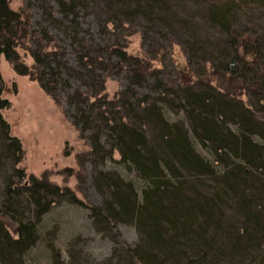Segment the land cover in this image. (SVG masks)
Here are the masks:
<instances>
[{
  "label": "trees",
  "instance_id": "1",
  "mask_svg": "<svg viewBox=\"0 0 264 264\" xmlns=\"http://www.w3.org/2000/svg\"><path fill=\"white\" fill-rule=\"evenodd\" d=\"M177 1L56 0L58 20L51 5H41L44 22L56 28L66 22L65 33L78 42L76 68L87 81L73 89L56 59L64 49L46 27L37 22L32 28L8 0H0V59L16 75L38 81L55 103V89L67 90L72 125L88 140L78 162L113 164L95 169L92 181L102 200L86 209L97 228L133 226L137 241H114L102 264H264V37L232 18L233 1L214 0L204 21L218 36L129 53L127 36L138 32L144 41L147 28H177ZM87 7L99 12L95 17L106 33H113L111 27L121 31L119 41L94 42L93 54L77 37L79 14ZM140 28H146L143 34ZM173 47L185 61L176 60ZM20 49L32 58L31 69ZM165 54L176 72L170 83L158 74ZM122 70L126 87L109 100L104 80ZM1 74L0 264H24L40 218L63 201H80L69 188L20 165L24 147L3 115L11 101ZM72 257L69 264H78Z\"/></svg>",
  "mask_w": 264,
  "mask_h": 264
},
{
  "label": "rangeland",
  "instance_id": "2",
  "mask_svg": "<svg viewBox=\"0 0 264 264\" xmlns=\"http://www.w3.org/2000/svg\"><path fill=\"white\" fill-rule=\"evenodd\" d=\"M176 1V0H175ZM214 0H178L173 4L172 10L178 15L174 22L177 26L171 32L148 30L143 37L137 32L126 37L128 45L126 50L129 53H140L145 51L147 46L162 44L166 51L170 44L179 40H202L207 37L219 35L205 23L204 12L208 3ZM218 4L233 1L232 18L240 24L254 28L264 37V0H216ZM10 8L20 11L25 20L31 24L32 28L38 26L46 27V31L55 39V43L64 49V53L58 54L56 59L63 68L62 77L67 78L74 89L77 85H82L83 80L78 71L73 51L77 44L70 32L65 33L67 23L51 26L52 23L44 22L41 5L48 3L54 10L55 20L60 19L57 10L56 0H8ZM95 10L87 7L85 12L79 15L78 39L83 46L89 48L92 53L96 43L110 44L119 41L120 29L111 27L113 33H106L103 30V23L98 21ZM84 14V15H83ZM105 17V16H103ZM101 18V16H100ZM184 19L181 21V19ZM40 25L37 26L36 23ZM139 25V24H138ZM141 27V26H139ZM67 29V28H66ZM69 29V28H68ZM141 29V34L144 33ZM139 31V32H140ZM121 35V34H120ZM178 42V41H177ZM143 44V45H142ZM34 48V45L31 44ZM173 55L177 61H185L183 56L177 51L179 48L173 47ZM21 60L29 69L33 66L32 58L26 54L25 50H19ZM93 54V53H92ZM63 64V65H62ZM69 67V68H68ZM1 76L6 83L4 94L11 101V108L4 110L3 115L9 122L11 133L17 136L24 147V156L21 166L28 173L36 177L45 176L48 181L59 187L69 188L76 196L80 204L61 202L45 213L39 220L37 226L38 239L24 255V264H69L72 255L78 264H102L114 246V241L118 244L132 246L137 241V234L133 226L129 224H118L111 231L103 230L94 226L87 206L101 203L102 195L93 185L92 176L95 169H112V162H103L102 165L85 160L78 162L80 154L87 152L88 140L78 135V131L72 125V114L65 102L67 90L55 89L57 103L48 96L38 85V81L30 80L28 76H18L10 64L0 59ZM73 69V70H71ZM78 72V73H77ZM159 78L166 83L176 79V72L165 54L163 68ZM105 76V71L102 74ZM15 81V82H14ZM103 92L107 99L116 100L118 93L126 87L125 71L107 77L104 80ZM152 82V78L149 80ZM15 83V88L13 84ZM83 88V87H82ZM148 90L140 89L138 93ZM58 95V96H57ZM68 112V113H65ZM167 117L174 119L175 116L167 114ZM87 134V133H86ZM85 134V135H86ZM203 155L206 151L197 146ZM79 153V154H78ZM114 158L118 156L114 154ZM81 164L83 167L81 168ZM131 178L132 175H130ZM117 232V239L113 233ZM116 239V240H115ZM117 246V245H116ZM115 246V247H116Z\"/></svg>",
  "mask_w": 264,
  "mask_h": 264
},
{
  "label": "bare ground",
  "instance_id": "3",
  "mask_svg": "<svg viewBox=\"0 0 264 264\" xmlns=\"http://www.w3.org/2000/svg\"><path fill=\"white\" fill-rule=\"evenodd\" d=\"M9 5V4H8ZM79 154V153H78Z\"/></svg>",
  "mask_w": 264,
  "mask_h": 264
}]
</instances>
